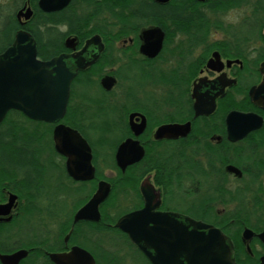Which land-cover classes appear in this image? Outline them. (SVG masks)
<instances>
[{
  "label": "flooded vegetation",
  "instance_id": "af4514ba",
  "mask_svg": "<svg viewBox=\"0 0 264 264\" xmlns=\"http://www.w3.org/2000/svg\"><path fill=\"white\" fill-rule=\"evenodd\" d=\"M14 1L13 42L25 31L35 39L41 62L78 55L87 60L72 82L68 103L79 128L70 126L66 116L60 123L89 144L95 178L77 181L69 175V158L56 150L53 139L58 124L8 113L0 138L8 134L3 128L26 127L34 171L26 176L15 166H3L0 155V264L1 257L21 251L25 257L11 264H82L54 259H65L76 248L89 253L95 264H152L115 227L120 218L144 210L147 202L153 215L220 230L234 247L236 264H261L264 0H238L230 7L226 0H71L54 12L41 9L40 0ZM240 11L248 17L232 19ZM5 18L0 16V26ZM151 29L164 34L153 59L141 52L144 33ZM216 58L222 63L219 71L207 66ZM106 76L117 81L110 92L102 87ZM150 87L156 89L154 95ZM196 87L209 102L215 100L212 113L196 116ZM99 112L107 114L98 117ZM232 112L253 116L245 125L254 128L235 141L230 138L238 136L243 122L236 120L237 131L230 132ZM95 126L105 131L95 135ZM168 126L175 127L170 137L157 139ZM128 140L143 155L123 171L116 155ZM101 182L111 191L98 209L100 220L74 223ZM247 229L253 235L244 240ZM103 235L122 242H102Z\"/></svg>",
  "mask_w": 264,
  "mask_h": 264
},
{
  "label": "water",
  "instance_id": "95a60500",
  "mask_svg": "<svg viewBox=\"0 0 264 264\" xmlns=\"http://www.w3.org/2000/svg\"><path fill=\"white\" fill-rule=\"evenodd\" d=\"M166 3L168 0H156ZM206 3L208 0H197ZM71 0H40V7L45 12L60 11L70 5ZM31 18V12L25 13V19ZM164 34L158 29L144 33L142 54L155 58L162 49ZM87 60L78 55L70 59L60 56L48 62L38 60L35 39L25 31H19L15 40L3 54L0 55V124L10 111L21 112L25 117L48 124H58L53 133L56 150L69 158L68 173L77 181H89L95 178V170L91 164L92 151L82 135L60 122L64 119L71 95V85L78 72L86 66ZM219 59H211L208 68L213 71L221 70ZM230 65V63H228ZM264 73V63L262 64ZM102 87L110 92L117 81L114 77L102 79ZM264 89V84L260 87ZM196 100L194 109L196 116L208 115L214 110L215 100L209 102L200 94V88L193 92ZM250 116L232 112L228 116L229 131H237L236 120H242L243 126L238 129V136L230 138L235 141L243 138L253 128L245 124ZM175 127H163L157 139L170 137ZM137 143L128 140L117 152L118 166L124 171L133 163L140 161L142 149L137 151ZM229 171L241 175L236 168ZM110 185L106 182L99 184L98 191L92 200L75 216L74 223L80 221L100 220L98 211L110 195ZM153 206L147 202L144 210L124 216L118 220L115 227L127 234L131 242L142 251L152 264H236L234 247L229 238L212 225L188 220L187 223H176L168 214L153 215ZM179 222V221H178ZM250 230L243 234L244 240L252 236ZM264 242V232L260 235ZM26 252L21 251L10 257H1L4 264L17 263L24 258ZM57 262H78L95 264L93 258L82 249H74L65 259L55 257ZM264 264V257L261 259Z\"/></svg>",
  "mask_w": 264,
  "mask_h": 264
},
{
  "label": "trees",
  "instance_id": "16d2710c",
  "mask_svg": "<svg viewBox=\"0 0 264 264\" xmlns=\"http://www.w3.org/2000/svg\"><path fill=\"white\" fill-rule=\"evenodd\" d=\"M237 2L238 0L225 1V3H228L229 7L231 6L230 4H236ZM229 7L227 8L229 9ZM227 8L226 10H228ZM4 20L5 21L3 25L0 26V51L6 50L9 46H11L14 39V34L17 30L16 22L12 16L9 18L6 17ZM107 112H99L97 116L101 117L107 114ZM9 114H16L18 116H22V114L17 111H11ZM65 119L67 120V123L70 126L79 128L76 125L77 123L74 122L71 117L70 108L67 111ZM104 129L105 128L102 126H95V135H98L99 133L102 134L105 131ZM2 130L8 131V134L0 138V155L1 160L3 162V166L4 163H6L7 165L15 166L20 171L24 172L26 176H31L34 171V165L32 162V155L29 153V148L32 145V140L29 137L28 129L23 126H19L17 129L3 128ZM116 231L117 230H115V232ZM123 238L127 239L125 235H123Z\"/></svg>",
  "mask_w": 264,
  "mask_h": 264
},
{
  "label": "rangeland",
  "instance_id": "374dc122",
  "mask_svg": "<svg viewBox=\"0 0 264 264\" xmlns=\"http://www.w3.org/2000/svg\"><path fill=\"white\" fill-rule=\"evenodd\" d=\"M16 2L14 0H0V16H5V17H11L15 12H16ZM247 12L243 13L242 11L237 12L235 14L232 15V19H238V21H240L241 19L247 18ZM153 89V90H151ZM148 88L144 89V91H147ZM121 90H117L115 97H118L120 94ZM149 92L151 95H154V93L156 92V89L151 88L149 89ZM94 139V138H92ZM105 172V171H104ZM105 174H109L108 172H105ZM100 241H104V242H111V243H120L122 242L121 240H119L117 237H113L112 235H103L100 236Z\"/></svg>",
  "mask_w": 264,
  "mask_h": 264
},
{
  "label": "bare ground",
  "instance_id": "6f19581e",
  "mask_svg": "<svg viewBox=\"0 0 264 264\" xmlns=\"http://www.w3.org/2000/svg\"><path fill=\"white\" fill-rule=\"evenodd\" d=\"M84 208V207H83Z\"/></svg>",
  "mask_w": 264,
  "mask_h": 264
}]
</instances>
